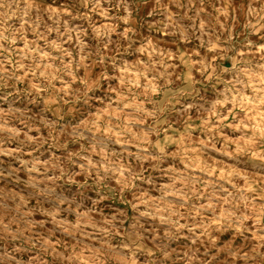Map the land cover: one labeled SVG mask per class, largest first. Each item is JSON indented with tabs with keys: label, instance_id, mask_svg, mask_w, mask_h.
<instances>
[{
	"label": "rangeland",
	"instance_id": "rangeland-1",
	"mask_svg": "<svg viewBox=\"0 0 264 264\" xmlns=\"http://www.w3.org/2000/svg\"><path fill=\"white\" fill-rule=\"evenodd\" d=\"M0 264H264V0H0Z\"/></svg>",
	"mask_w": 264,
	"mask_h": 264
}]
</instances>
